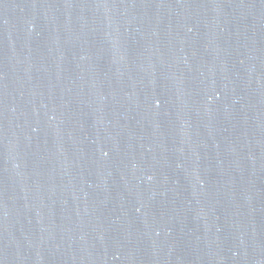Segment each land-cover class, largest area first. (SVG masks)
I'll return each mask as SVG.
<instances>
[{
  "label": "water",
  "instance_id": "1",
  "mask_svg": "<svg viewBox=\"0 0 264 264\" xmlns=\"http://www.w3.org/2000/svg\"><path fill=\"white\" fill-rule=\"evenodd\" d=\"M0 264H264V0H0Z\"/></svg>",
  "mask_w": 264,
  "mask_h": 264
}]
</instances>
